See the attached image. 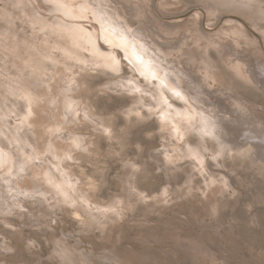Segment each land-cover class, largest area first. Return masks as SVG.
Returning a JSON list of instances; mask_svg holds the SVG:
<instances>
[{
	"label": "rangeland",
	"instance_id": "1",
	"mask_svg": "<svg viewBox=\"0 0 264 264\" xmlns=\"http://www.w3.org/2000/svg\"><path fill=\"white\" fill-rule=\"evenodd\" d=\"M249 3L0 0V264H264Z\"/></svg>",
	"mask_w": 264,
	"mask_h": 264
},
{
	"label": "bare ground",
	"instance_id": "2",
	"mask_svg": "<svg viewBox=\"0 0 264 264\" xmlns=\"http://www.w3.org/2000/svg\"><path fill=\"white\" fill-rule=\"evenodd\" d=\"M253 1H255V3H249V5H251V6H253L257 11H259V13H260V18H262L263 20H264V6H262L261 4L262 3H264V0H259V1H257V0H249V2H253ZM261 7L260 9L258 8V7ZM66 8V7H65ZM69 9V8H68ZM64 10H66V9H64ZM66 11H69V10H66ZM100 11V10H99ZM96 12V11H95ZM70 13V12H69ZM68 13V14H69ZM100 13V12H99ZM97 14V13H96ZM259 16V15H258ZM117 21V20H116ZM114 23V22H113ZM67 24V23H66ZM69 24V23H68ZM74 24V23H73ZM110 24V23H109ZM116 25H117V23H116ZM70 26V25H69ZM106 26H108V25H106ZM112 26V25H111ZM73 28L75 27L76 29L77 28H79V27H76L75 25L74 26H72ZM72 27H71V29H72ZM74 28V29H75ZM65 29H67V28H65ZM68 30V29H67ZM66 30V31H67ZM80 30H82V28L80 29ZM84 31H85V29H84ZM87 31V30H86ZM67 32H69V31H67ZM76 32V31H75ZM78 32V31H77ZM91 31H89V33H90ZM70 33V32H69ZM71 33H73V29L71 30ZM87 33V32H86ZM88 33V34H89ZM92 33V32H91ZM74 34V33H73ZM77 34V33H76ZM84 35H85V32H84ZM92 35V34H91ZM105 35L106 36H108V38H109V40L110 41H112V42H114V40H113V37H111L107 32H105ZM90 36V35H89ZM93 36V35H92ZM77 37V36H76ZM84 37V36H83ZM116 37V36H115ZM72 38V37H71ZM82 39V38H81ZM85 39V38H84ZM83 39V40H84ZM119 39V38H118ZM73 40V39H72ZM77 40V39H76ZM81 41V40H80ZM93 41H94V39L91 37V38H89L88 39V43H93ZM79 42V41H78ZM85 42V41H84ZM82 43V42H81ZM115 43V42H114ZM124 43V45H126V43L127 42H123ZM80 44V43H79ZM160 45V44H159ZM84 46V45H83ZM82 46V47H83ZM79 47H80V45H79ZM85 48V47H84ZM153 48V47H152ZM166 50V49H165ZM101 51H103V50H101ZM153 51H155V50H153ZM157 51V50H156ZM134 52V51H133ZM93 53V52H92ZM102 54V53H101ZM163 54V53H162ZM232 54H233V56H234V59H235V61H238L241 57H239L237 54H234L233 52H232ZM104 55V54H103ZM137 57L140 59V60H142L144 63H141L142 64V66H144V69H145V71L146 72H148V74H149V76L151 75V76H156V69H154V68H152L151 66H150V62L151 61H149V63H146V61L144 60V58L143 57H139L138 55H137ZM145 57V56H144ZM105 58H106V56H105ZM154 58V57H153ZM161 58V57H160ZM196 59V58H195ZM201 59V58H200ZM206 59V58H205ZM182 60V59H181ZM197 60V59H196ZM209 60V59H208ZM98 61V60H97ZM200 61H202V60H200ZM205 61V60H204ZM99 62V61H98ZM179 62V61H178ZM198 62H199V60H198ZM203 62V61H202ZM202 62H200V63H202ZM208 62V61H207ZM205 63V62H204ZM209 63V62H208ZM207 63V64H208ZM172 64V63H171ZM180 64V63H179ZM198 64V63H197ZM206 64V65H207ZM184 65H186V66H188L187 64H184ZM200 66H201V64H200ZM203 66L205 67V65L203 64ZM140 67V66H139ZM174 67V66H173ZM180 67H182V66H180ZM190 67V66H189ZM141 68V67H140ZM175 68V67H174ZM185 68V67H184ZM207 68V67H206ZM188 69V68H187ZM189 69H191V68H189ZM205 69V68H204ZM142 70V69H141ZM176 70V69H175ZM177 71V70H176ZM186 71V70H185ZM208 71V70H207ZM256 71L259 73V74H261L258 78H260V81L262 80L263 82H262V84L264 85V71L259 67V66H256ZM181 72V71H180ZM189 72H192V71H189ZM213 72V71H212ZM248 72V71H247ZM179 73V72H178ZM146 74V73H145ZM177 74V73H176ZM181 74V73H180ZM190 74V73H189ZM217 74V73H216ZM251 74V73H250ZM179 75V74H178ZM188 75V74H187ZM210 75H212V74H210ZM238 75V74H237ZM183 76V75H182ZM181 75L179 76V77H182ZM185 76V75H184ZM194 76V75H193ZM249 77V76H248ZM251 77H252V81L254 80V81H256V77H254V74H251ZM183 78V77H182ZM186 78V77H185ZM185 78H183V79H185ZM189 78V77H188ZM196 79V78H195ZM149 80V79H148ZM191 82H192V77H191ZM135 81V80H134ZM150 81V80H149ZM196 82V81H195ZM152 83V82H151ZM153 84V83H152ZM158 85H159V83H158ZM164 89V88H163ZM165 90V89H164ZM163 91V90H162ZM209 101V100H208ZM208 101H206V102H208ZM204 105V104H203ZM207 106H208V103L206 104ZM205 106V105H204ZM210 106V105H209ZM206 107V106H205ZM164 108V107H163ZM204 108V107H203ZM216 108V107H215ZM164 111H165V109H163ZM191 110V109H190ZM189 110V111H190ZM214 110H216V109H214ZM217 111V110H216ZM193 112V111H192ZM200 112V111H199ZM204 112V111H203ZM209 112H211V111H209ZM218 112H219V110H218ZM165 113V112H164ZM163 113V115H165ZM201 113V112H200ZM206 113V112H205ZM204 113V114H205ZM213 113H214V111H213ZM209 114V113H208ZM218 114V113H217ZM220 114V113H219ZM177 115V114H176ZM189 116H191L190 114H188ZM199 115V114H198ZM213 115H215V114H213ZM174 116V115H173ZM183 116V115H182ZM217 116V115H216ZM222 115H220V117H221ZM224 116V115H223ZM170 117V116H169ZM214 117V116H213ZM220 117H218V120H220L219 118ZM173 119H175V117L173 118ZM212 119V118H211ZM223 120V119H222ZM246 120V119H245ZM226 121H228V120H226ZM173 122H175V121H173ZM221 122V121H220ZM248 122V121H247ZM178 123V121L176 122V124ZM218 123V122H217ZM230 123V122H229ZM178 124H180V123H178ZM178 124H177V126H178ZM231 124V123H230ZM215 126H217V127H221L219 124H216ZM225 126V125H224ZM179 127H180V125H179ZM211 127H213V129H215L216 127H214V125L212 124L211 125ZM237 127V126H236ZM240 127V126H239ZM204 128V127H203ZM178 129V128H177ZM221 129V128H220ZM238 129V128H237ZM184 131V130H183ZM255 132V131H254ZM220 133V132H219ZM218 134V133H217ZM222 135V134H221ZM228 135V134H227ZM218 137H220V135L218 136ZM253 139H255V140H260L263 144H264V133H263V131L261 132V131H259L257 134H256V132H255V135H254V137H253ZM249 140V139H248ZM222 141V140H221ZM223 142V141H222ZM260 142V143H261ZM232 143V142H231ZM234 146V145H233ZM232 146V147H233ZM256 146H257V148L260 150L261 149V151H263L264 152V145L262 146V145H260L259 143H257L256 145H255V147L254 148H256ZM243 147V146H242ZM251 148V147H250ZM249 148V149H250ZM235 149V148H234ZM237 150V149H236ZM257 150V149H256ZM255 150V151H256ZM258 151V150H257ZM255 153V152H254ZM258 153V152H257ZM259 154V153H258ZM257 154V155H258ZM264 154V153H263ZM262 154V155H263ZM260 155V154H259ZM256 156V155H255ZM17 187V186H16ZM19 188V187H18Z\"/></svg>",
	"mask_w": 264,
	"mask_h": 264
}]
</instances>
